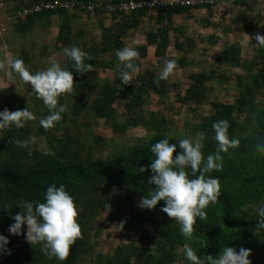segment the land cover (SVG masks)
I'll use <instances>...</instances> for the list:
<instances>
[{"label":"trees","instance_id":"16d2710c","mask_svg":"<svg viewBox=\"0 0 264 264\" xmlns=\"http://www.w3.org/2000/svg\"><path fill=\"white\" fill-rule=\"evenodd\" d=\"M51 0L21 1L9 9L12 13L14 34L25 37L37 25L49 26L51 19L60 16L63 21L59 28L58 41L68 48L76 45L85 36L81 30L73 35V23L81 12L88 15L112 19L107 27L101 22L102 40L93 48L80 47L91 57L92 69L80 73L73 67L74 61L68 57V70L73 71L77 81L75 94L67 104L59 99L58 104L65 105L62 119L53 126L45 128L40 119L49 114L48 107L42 103L40 110L33 112L35 119L29 120L22 128L14 125L0 130V234L7 236L5 249L0 250V264H192L184 256L185 246H190L204 257L207 254L218 255L224 245L239 251L240 247L251 249V264H264V227H257L258 207L264 203V154L257 151L256 145L264 141V46L257 45L253 26L246 13L235 16L232 24L242 26L255 44L246 60L242 58L240 43L224 42V50L216 56L217 66L226 65L233 69H242L243 74L230 80L225 72L217 68L204 69L190 75L191 85L182 94L181 86L171 82L170 78L160 80L159 69L141 70L142 61L148 58L150 47L155 48V58L159 62L168 59L167 52L172 44L171 33L176 36L175 49L183 58L177 60L176 70L194 65L187 56L195 51L194 39L187 36L185 28L176 25L175 18L189 15L200 9L213 14L215 7L210 5L142 8L131 14L115 13L108 15L103 11L91 13L76 9L45 11L20 19L16 14L24 7ZM54 1V0H53ZM67 1V0H63ZM72 1V0H71ZM89 3H117L132 0H79ZM144 2L149 0H133ZM224 0H219L223 3ZM219 4V5H220ZM236 5L244 6V0ZM155 13V16L150 15ZM212 16V15H210ZM155 21L158 28L148 32L147 43L136 46L139 57L135 62L140 66L136 78L124 84L120 78L124 62L117 57L116 51L126 46L125 40L130 31L137 30L145 18ZM213 25L209 20L204 26ZM232 31L225 27V34ZM76 42V43H75ZM207 42L217 45L218 38L211 36ZM103 56V57H102ZM17 58L28 69L30 56L22 52ZM87 61V57L85 58ZM100 69L114 71V78L96 81ZM14 78L20 73L13 67ZM134 74V73H133ZM132 74V75H133ZM229 84L235 92L233 102L213 100L215 89L212 83ZM171 92L176 93L182 106L189 108L198 122L193 126V134L203 133L204 156L217 150L213 122L219 119L229 121V135L239 138V145L230 147L224 157L222 170H213L208 175L219 177L220 196L206 208L207 218L194 226L191 237L180 231L179 222L162 210L164 200L154 208L140 207L137 199L150 195L156 185L149 182L153 175L150 168L140 172L141 167L152 162L154 153L151 146L167 136L170 143L179 142L168 127L171 122L158 112L147 111L152 96L161 103ZM4 90L0 89V94ZM118 103V107H116ZM211 106V111L200 114L198 109ZM12 107H2L0 110ZM13 111V110H12ZM84 119V120H82ZM103 119L117 135H124L131 128H143L145 138L136 145L117 147V152L104 155L108 140L95 136L93 124ZM36 126V130L34 129ZM44 137L48 150L41 149L38 142L22 147L13 141L25 140L30 136ZM38 140V139H37ZM192 177V170H186ZM199 173H197L198 175ZM51 183L57 186L63 183L74 197L79 215L82 235L72 245L68 256L61 260L55 255L43 251L42 242L24 243L25 234H12L9 225L14 216L21 211L19 204L24 200L43 201L45 192ZM106 203L111 205L109 208ZM129 212L125 213L124 209ZM108 212L109 219L96 227L100 217ZM124 222L127 233L140 234L139 242L118 246L112 255L97 252L102 233L113 223ZM150 226L149 228H147Z\"/></svg>","mask_w":264,"mask_h":264},{"label":"clouds","instance_id":"9594fccd","mask_svg":"<svg viewBox=\"0 0 264 264\" xmlns=\"http://www.w3.org/2000/svg\"><path fill=\"white\" fill-rule=\"evenodd\" d=\"M207 8V7H206ZM205 8V9H206ZM216 8V7H215ZM253 39V37H252ZM254 39L257 45L264 46V34L256 33ZM67 56L74 61L73 67L77 72L84 73L92 69L89 63L91 57L87 52L78 46L64 49ZM117 57L124 62L120 78L124 84L133 81V73L140 70L135 62L140 53L135 47L124 46L117 49ZM87 57V61L86 58ZM21 58L12 61V67L18 71L21 77L31 83L33 91L43 99L49 109V114L40 119V124L51 127L55 122L62 119L65 105L58 104L61 93L71 91L74 86L73 71L63 68L59 62L53 63L45 70L30 72L23 66ZM177 66V60L168 59L164 62L159 78L167 79ZM35 119L34 113L26 107L12 111L8 108L0 110V130L14 125L17 129L22 128L29 120ZM215 132V140L218 142L217 150L209 153L206 158L202 151L204 134L199 133L195 138L186 136L179 139L177 144L170 143L165 136L151 146L154 153L152 162L149 165L139 168L140 172L150 168L153 175L149 182L156 185L150 195H145L140 206L154 208L159 201L164 200L162 210L170 217L179 222L180 231L186 237H191L197 218H207L206 208L211 202L218 200L220 196L219 177L208 175L213 170H222L223 155L229 148L239 145V138L229 135V121L219 119L212 125ZM14 143L28 147L29 144L37 142L36 136H30L23 141L15 140ZM259 153L264 154V141L256 145ZM192 170V177H189L187 169ZM197 173H199L197 175ZM111 208V205L106 203ZM19 206L21 211L14 216V222L9 225L12 234H22V226L26 223L28 228L26 239L32 245L42 242L43 251L48 255H55L59 259H65L72 245L82 235L81 225L78 222V207L74 197L66 190V186L60 183L48 185L43 201L24 200ZM257 227H264V203L258 207ZM124 222H120L119 228L123 229ZM8 237L0 234V250L5 249ZM251 249L224 245L218 255L207 254L200 256L195 249L185 246L184 256L192 264H251Z\"/></svg>","mask_w":264,"mask_h":264},{"label":"rangeland","instance_id":"374dc122","mask_svg":"<svg viewBox=\"0 0 264 264\" xmlns=\"http://www.w3.org/2000/svg\"><path fill=\"white\" fill-rule=\"evenodd\" d=\"M21 1L31 0H0V89L4 90V93L0 94V108L9 106L15 111L29 107L32 112H38L40 110V104L44 103L43 99L33 91L31 83L25 81L21 75L17 78L12 76V61L17 59L22 52H25L31 58L28 67L30 72L45 70L55 62H59L63 68L68 69V56L64 51L65 47L58 41L59 28L63 19L60 16H55L51 19L49 26L40 24L25 37L17 36L14 34V28H12V23L15 20L12 19L13 16L9 9L18 5ZM236 1L224 0L223 3L216 6L213 14L208 13L207 9H200L194 11L191 16L184 15L175 18L176 25L185 28L187 36L192 37L196 44L195 51L187 56L189 60L194 61V65L184 69H174L169 75L171 82L181 86L182 94H185L191 85L190 75L202 72L204 69L211 70L217 68L220 72H225L230 80H234L236 76L244 73L242 69H233L223 64L217 66L214 63L216 60L215 57L219 56L224 50L225 41L230 44L240 43L242 46L243 60H246L253 50L255 44L251 43V36L245 33L242 26L232 24L233 18L238 14L246 13L248 15L249 22L253 26L254 34H264V0H244V6L236 5ZM78 14V18L73 23L72 33L76 35L79 31L84 30L85 36L80 38L77 43H79L80 47L86 46L93 48L102 40L101 22L104 20L105 25L109 27L112 24V19L110 16L103 18L93 14L88 15L85 12ZM150 15L155 16V13ZM205 20H209L213 25L204 26ZM227 26H230L232 31L226 35L224 29ZM157 28L158 26L155 21H151L149 17L145 18L137 30L130 31L128 38L125 40L126 46L136 47L146 44L148 32L152 29L156 30ZM211 36L218 38L217 45L212 46L207 42ZM171 39L172 44L167 52V57L174 59L183 58L184 55H179L174 47L176 36L173 33H171ZM164 62L165 60L159 62L155 58V48L150 47L148 58L142 61L141 70L158 68L160 73ZM137 73L133 74V79L136 78ZM96 74L98 75L97 77L95 76L96 81L100 80L104 82L114 78V71L109 69H100ZM211 85L215 89L214 96H212L213 100L234 101L235 92L230 89L229 84H220L215 81ZM76 87L77 81L74 78L72 90L61 93L59 99L70 104V98L75 94ZM116 107H118V103ZM145 108L149 112H158L171 122L168 126L170 127L169 134L175 137L178 142L179 139L186 136L193 138L197 136V134H193V126L199 120L193 116L189 108L182 106L181 102L177 100L175 92H171L163 103L160 102L157 96H152L150 106H146ZM198 111L200 114H206L211 111V106L204 105ZM93 127L95 136L108 140L109 145L105 152H103L104 155L115 152V150L117 152V147L136 145L139 139L145 138L148 134L143 128H131L127 133L120 136L103 119H98L93 124ZM34 129L36 130L35 125ZM37 139L40 148L48 150L46 139L44 137H38ZM140 201V199L136 200L138 206H140ZM124 212H129V209L125 208ZM108 219V212H104L96 227L98 228ZM119 224L113 223L102 233L100 245L97 249L98 253L112 255L120 245L132 243L141 245L139 242V233H127L119 228ZM27 228L28 226L25 223L22 226V232L25 234L24 243L29 242L26 239Z\"/></svg>","mask_w":264,"mask_h":264},{"label":"built area","instance_id":"2783aa9c","mask_svg":"<svg viewBox=\"0 0 264 264\" xmlns=\"http://www.w3.org/2000/svg\"><path fill=\"white\" fill-rule=\"evenodd\" d=\"M219 0H149L144 2H136V1H123L117 3H89L86 4L79 0H51V1H43L38 4H34L28 7H24L21 11L16 14L17 18L27 19L30 16L43 13L45 11H60L67 10L70 12L75 11L76 9L85 10L91 13H96L98 11H103L108 15H112L115 13H125L131 14L139 9L148 8L153 9L156 7H176V6H200V5H210L212 7H216L219 5ZM4 27V26H2Z\"/></svg>","mask_w":264,"mask_h":264}]
</instances>
